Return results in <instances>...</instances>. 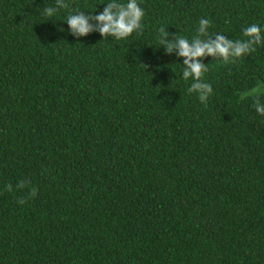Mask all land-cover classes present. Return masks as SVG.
Wrapping results in <instances>:
<instances>
[{"label":"trees","instance_id":"trees-1","mask_svg":"<svg viewBox=\"0 0 264 264\" xmlns=\"http://www.w3.org/2000/svg\"><path fill=\"white\" fill-rule=\"evenodd\" d=\"M59 2L0 0V264H264V42L200 57L203 102L160 44L246 39L264 0H138L120 39L66 21L108 0Z\"/></svg>","mask_w":264,"mask_h":264},{"label":"clouds","instance_id":"clouds-1","mask_svg":"<svg viewBox=\"0 0 264 264\" xmlns=\"http://www.w3.org/2000/svg\"><path fill=\"white\" fill-rule=\"evenodd\" d=\"M103 4L102 11L94 15L91 13L86 15L78 9L71 10L66 17L69 30L77 35H85L95 28L102 37L107 34L120 39L142 28L141 21L145 10L138 0H108ZM59 7L66 8L67 4L60 0ZM56 10L54 7H46L44 14L52 15ZM89 19H95L96 25L89 24ZM209 25L210 20L207 17H201L196 28V35L190 38L183 35L175 36L174 41L166 40L165 37L168 35L166 29L163 27L160 29V44L165 46L166 52L175 48L177 55L184 57L182 77L185 80L191 77L188 90H195L202 102L212 93L213 89L210 83L200 79L202 74L208 70L207 64L203 63L200 57L211 55L229 61L231 58L248 53L254 45L264 42V25L262 24L252 23L243 27L242 35L247 37L246 39L226 38L220 32L215 33V39H212V35H208ZM254 107L258 114L264 115V102L258 97L254 100ZM17 186L22 187L23 181Z\"/></svg>","mask_w":264,"mask_h":264},{"label":"rangeland","instance_id":"rangeland-1","mask_svg":"<svg viewBox=\"0 0 264 264\" xmlns=\"http://www.w3.org/2000/svg\"><path fill=\"white\" fill-rule=\"evenodd\" d=\"M264 91V83L257 85L256 87L250 89L248 93H257Z\"/></svg>","mask_w":264,"mask_h":264}]
</instances>
